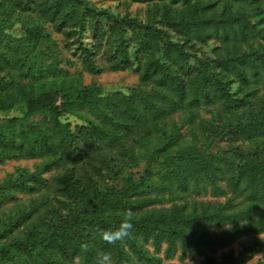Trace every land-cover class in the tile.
<instances>
[{"label": "trees", "instance_id": "1", "mask_svg": "<svg viewBox=\"0 0 264 264\" xmlns=\"http://www.w3.org/2000/svg\"><path fill=\"white\" fill-rule=\"evenodd\" d=\"M134 4L141 17L88 0H0V115L21 112L0 117V164L40 161L0 184V264L178 253L247 264L264 252V0L121 3ZM103 65L134 71L137 86L85 84ZM66 114L85 124L73 130ZM239 239L238 255L215 257Z\"/></svg>", "mask_w": 264, "mask_h": 264}, {"label": "rangeland", "instance_id": "2", "mask_svg": "<svg viewBox=\"0 0 264 264\" xmlns=\"http://www.w3.org/2000/svg\"><path fill=\"white\" fill-rule=\"evenodd\" d=\"M90 3L100 6V7H112L113 10L118 7V10L120 12L130 13L131 15H138L139 17L142 16L145 12V7L140 6L138 4L131 5L130 7H124L121 5L123 0H88ZM15 35L18 34V31L15 30L13 32ZM86 42L92 41L91 37H87L84 39ZM79 57V56H78ZM103 56H98L97 59L99 62L103 63ZM74 59V58H72ZM139 77L134 71H120V72H110L105 68V65H103V70L101 73L98 74H89L85 73L83 80L85 84H96L97 86H100L104 94L111 95L116 92H121L123 94H129L131 93L132 89L137 86L139 82ZM21 115L20 110L11 111L7 114H2L0 117H11V116H18ZM208 116V115H206ZM210 116V115H209ZM208 116V117H209ZM61 120L66 123L70 122L72 129L75 130L77 126L84 125L85 123L78 118L74 116L69 115H63ZM228 143H220L214 145L212 147V151H218V150H228ZM211 151V149H210ZM39 159H22V160H11L4 162L0 164V184H4L7 178L10 174L16 172L17 170L25 169L30 172H33L34 170L39 167ZM52 173H48V177L52 176ZM198 189H191L192 192H190L191 198H196L199 200H210V201H216L223 200L224 197H214L209 192L208 194H205L204 192H198ZM168 205L169 203H165ZM220 228H223L220 227ZM214 228L210 229V232H213ZM215 230V229H214ZM218 231V230H217ZM264 237V235L259 236V238ZM245 240L239 239L233 243H231L228 247H225L219 251L216 252L215 257L218 260H221L224 254L233 253L235 256L238 255L241 250L243 249ZM163 249L158 253L160 257H163ZM150 251H154V248L150 246ZM203 259L202 256H193L191 254H186L184 256H181L180 253H178L175 257L171 259L164 260L162 264H199V262ZM257 263H264V252L256 253L255 256L247 263V264H257Z\"/></svg>", "mask_w": 264, "mask_h": 264}]
</instances>
